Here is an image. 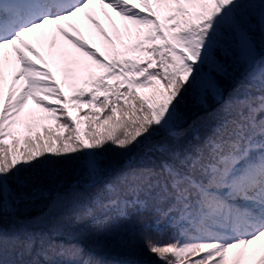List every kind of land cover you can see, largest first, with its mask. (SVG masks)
Wrapping results in <instances>:
<instances>
[{
	"label": "snow or ice",
	"instance_id": "6c2138e0",
	"mask_svg": "<svg viewBox=\"0 0 264 264\" xmlns=\"http://www.w3.org/2000/svg\"><path fill=\"white\" fill-rule=\"evenodd\" d=\"M133 218L154 264H264V0H0V264H101L58 237Z\"/></svg>",
	"mask_w": 264,
	"mask_h": 264
},
{
	"label": "trees",
	"instance_id": "16d2710c",
	"mask_svg": "<svg viewBox=\"0 0 264 264\" xmlns=\"http://www.w3.org/2000/svg\"><path fill=\"white\" fill-rule=\"evenodd\" d=\"M239 74H237V78ZM234 80L224 81L227 96V92L230 91L231 87L234 86ZM148 92L150 89L141 90ZM211 107H215V102L209 100ZM200 109H190L189 111V122L195 118V115L202 113ZM75 114V113H74ZM187 127V125H184ZM108 157L110 160H114L119 167H123L128 162L131 154H119L116 152H109ZM83 191V189H81ZM47 201L44 198L37 199L36 201H24L19 206L14 215H8L5 218L6 226L19 227L21 223L31 221L38 216H41L45 211ZM135 236L138 248L140 249L135 255H128L124 251L112 250L109 246L121 237L129 238ZM65 243L79 244L83 247L85 256H92L96 260L100 261L101 264H125L126 261H135L136 264H154L155 257L147 253L143 249L142 241L139 237V225L136 223L135 218L132 221L122 224L119 228L113 229L107 232L96 233L88 238L80 239L73 233H65L58 237Z\"/></svg>",
	"mask_w": 264,
	"mask_h": 264
},
{
	"label": "rangeland",
	"instance_id": "374dc122",
	"mask_svg": "<svg viewBox=\"0 0 264 264\" xmlns=\"http://www.w3.org/2000/svg\"><path fill=\"white\" fill-rule=\"evenodd\" d=\"M96 7L98 8L99 6H96ZM109 12H111L110 9H109ZM113 16H115L114 13H113ZM99 18H102L106 23H108V21L105 19V17H104L102 14L99 15ZM116 18H119V17H116ZM108 24H109V23H108ZM92 32L94 33V35L97 34V33H95V29H94V28H92ZM86 35H87V36H90V37L94 36V35H90L89 32H88L87 30H86Z\"/></svg>",
	"mask_w": 264,
	"mask_h": 264
}]
</instances>
